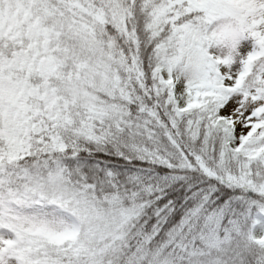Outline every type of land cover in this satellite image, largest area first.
I'll return each instance as SVG.
<instances>
[{
	"label": "snow or ice",
	"instance_id": "snow-or-ice-1",
	"mask_svg": "<svg viewBox=\"0 0 264 264\" xmlns=\"http://www.w3.org/2000/svg\"><path fill=\"white\" fill-rule=\"evenodd\" d=\"M155 125L260 202L177 240L264 264V0H0V264H151L95 148Z\"/></svg>",
	"mask_w": 264,
	"mask_h": 264
},
{
	"label": "trees",
	"instance_id": "trees-1",
	"mask_svg": "<svg viewBox=\"0 0 264 264\" xmlns=\"http://www.w3.org/2000/svg\"><path fill=\"white\" fill-rule=\"evenodd\" d=\"M95 152L105 183L126 201V207L135 209L145 227L152 226L145 234V238H155L152 247L176 232V226L199 205L207 213L221 204L222 198L225 208L231 205L243 210L248 206L243 202L250 195L237 199V190L248 194V189L218 180L214 166L209 168L213 174L208 175L196 163L197 155L208 158L205 150L187 136L173 138L162 125L154 126L151 138L134 129L123 138L97 145ZM256 212L254 209L253 217ZM208 251L197 238L193 251L185 254L180 264H238L235 247L212 249L211 255Z\"/></svg>",
	"mask_w": 264,
	"mask_h": 264
},
{
	"label": "rangeland",
	"instance_id": "rangeland-1",
	"mask_svg": "<svg viewBox=\"0 0 264 264\" xmlns=\"http://www.w3.org/2000/svg\"><path fill=\"white\" fill-rule=\"evenodd\" d=\"M237 193L239 194L237 196L238 201H241L245 199V195L248 197V194L241 192L240 190H237ZM240 197V198H239ZM243 203H246L248 206L246 207H252L253 204L259 205V201H255L251 196H249L248 201H244ZM202 205H199L197 208H202ZM196 208V209H197ZM212 212V211H211ZM210 213V212H208ZM253 218H261L259 217V212L257 209V212L255 213ZM264 219V218H262ZM177 230L173 234H170L162 243L158 246H153L151 249V264H180L181 259L184 257L185 254L191 253L194 248V241L199 238L197 235V238L191 236L190 234H186L185 238L181 237L180 240H177ZM256 235H260L259 229L256 231ZM150 236L145 238V241L149 239ZM145 247H147V244H145ZM187 249V250H185Z\"/></svg>",
	"mask_w": 264,
	"mask_h": 264
}]
</instances>
